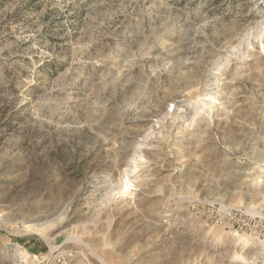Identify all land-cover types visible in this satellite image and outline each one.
Returning a JSON list of instances; mask_svg holds the SVG:
<instances>
[{
    "label": "rangeland",
    "instance_id": "1",
    "mask_svg": "<svg viewBox=\"0 0 264 264\" xmlns=\"http://www.w3.org/2000/svg\"><path fill=\"white\" fill-rule=\"evenodd\" d=\"M264 0H0V264H259Z\"/></svg>",
    "mask_w": 264,
    "mask_h": 264
},
{
    "label": "built area",
    "instance_id": "2",
    "mask_svg": "<svg viewBox=\"0 0 264 264\" xmlns=\"http://www.w3.org/2000/svg\"><path fill=\"white\" fill-rule=\"evenodd\" d=\"M259 264H264V240L262 241V250Z\"/></svg>",
    "mask_w": 264,
    "mask_h": 264
}]
</instances>
